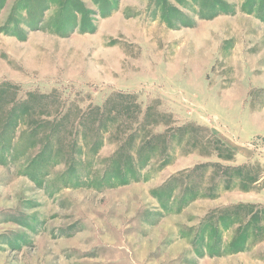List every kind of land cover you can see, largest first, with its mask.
Listing matches in <instances>:
<instances>
[{"label":"rangeland","instance_id":"1","mask_svg":"<svg viewBox=\"0 0 264 264\" xmlns=\"http://www.w3.org/2000/svg\"><path fill=\"white\" fill-rule=\"evenodd\" d=\"M0 264H264V0H0Z\"/></svg>","mask_w":264,"mask_h":264}]
</instances>
